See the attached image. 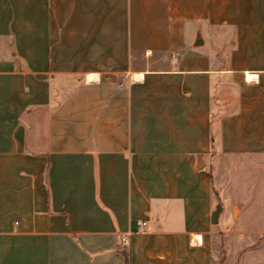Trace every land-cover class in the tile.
<instances>
[{"label":"crops","instance_id":"obj_1","mask_svg":"<svg viewBox=\"0 0 264 264\" xmlns=\"http://www.w3.org/2000/svg\"><path fill=\"white\" fill-rule=\"evenodd\" d=\"M223 160L264 163V0H0V264H245Z\"/></svg>","mask_w":264,"mask_h":264},{"label":"rangeland","instance_id":"obj_2","mask_svg":"<svg viewBox=\"0 0 264 264\" xmlns=\"http://www.w3.org/2000/svg\"><path fill=\"white\" fill-rule=\"evenodd\" d=\"M212 175L215 186H219V183H222L221 193L224 191L223 194L225 197L227 196L230 198V191L238 189L240 198L243 200V204L251 201L253 195L256 194L255 191L258 189H260V192L261 190H264V163L258 165L257 169L253 172L247 171L243 161L239 164H230L229 161L223 160L220 167H213ZM254 176L257 184L259 185L256 188L254 187ZM220 199L221 198H218V202L215 204H222V209L220 211L218 221L212 225V245L215 261H218L220 257L221 245H230L231 235L229 232L232 224V218L236 219L238 214V205L236 202L232 203L226 200L221 201ZM255 206L256 203H250L248 212L253 213L256 209ZM238 227L246 228L251 227V225L240 224ZM247 236L248 235H242L241 237ZM261 254L249 257V259L245 261V264H264V255ZM235 261L236 260H234V258L230 257L226 264H232L233 262L235 263Z\"/></svg>","mask_w":264,"mask_h":264},{"label":"water","instance_id":"obj_3","mask_svg":"<svg viewBox=\"0 0 264 264\" xmlns=\"http://www.w3.org/2000/svg\"><path fill=\"white\" fill-rule=\"evenodd\" d=\"M222 209V204L218 203L213 212H212V216H211V222L214 224L218 221V217H219V214H220V211Z\"/></svg>","mask_w":264,"mask_h":264},{"label":"built area","instance_id":"obj_4","mask_svg":"<svg viewBox=\"0 0 264 264\" xmlns=\"http://www.w3.org/2000/svg\"><path fill=\"white\" fill-rule=\"evenodd\" d=\"M121 242L123 245L128 244V237L126 235L121 236Z\"/></svg>","mask_w":264,"mask_h":264}]
</instances>
